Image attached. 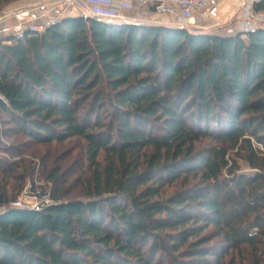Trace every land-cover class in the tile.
I'll use <instances>...</instances> for the list:
<instances>
[{
	"label": "trees",
	"instance_id": "1",
	"mask_svg": "<svg viewBox=\"0 0 264 264\" xmlns=\"http://www.w3.org/2000/svg\"><path fill=\"white\" fill-rule=\"evenodd\" d=\"M0 95L4 135L81 138L90 172L39 210L0 181V264H264V29L67 16L0 42Z\"/></svg>",
	"mask_w": 264,
	"mask_h": 264
},
{
	"label": "built area",
	"instance_id": "2",
	"mask_svg": "<svg viewBox=\"0 0 264 264\" xmlns=\"http://www.w3.org/2000/svg\"><path fill=\"white\" fill-rule=\"evenodd\" d=\"M224 0H39L23 5L0 15V42L10 43L13 39H24L27 35L43 32L48 26L67 16H89L127 22L150 20L153 13L165 15L180 28L212 31L225 22L218 21L221 4ZM236 18L226 35L247 33L264 29V10H254L253 3L258 0H234ZM133 10V14L121 10ZM230 21V20H229ZM228 22V21H227ZM151 23H154L151 21ZM231 22H228L230 24ZM212 27V28H210ZM213 33V32H212ZM0 98L6 103L2 95ZM50 191L39 185H28L22 196L10 205L39 210L52 203Z\"/></svg>",
	"mask_w": 264,
	"mask_h": 264
},
{
	"label": "rangeland",
	"instance_id": "3",
	"mask_svg": "<svg viewBox=\"0 0 264 264\" xmlns=\"http://www.w3.org/2000/svg\"><path fill=\"white\" fill-rule=\"evenodd\" d=\"M37 1L39 0H0V15ZM226 2H228L229 6H227L225 11L220 10L218 18V21L225 22L222 30H226L230 25L234 26L239 15V12H236L234 0H224L223 4H221V9ZM227 21L231 23L228 24ZM5 122L6 116L0 112V158L6 160L8 164H11L13 160L21 162L13 177L0 175V181L4 184L5 191L10 198L9 204L22 196L28 185H39L44 190L50 191L53 183L49 176L59 167H61L62 174L67 178L65 186L73 185V193H82V181L85 177H88L90 172L84 141L81 138L71 137L63 142L53 141L41 145L24 143L18 146L16 142L19 141L17 140L23 141L25 137L19 135L15 139L14 134L11 132L4 135L2 131L10 126ZM99 159L101 160L102 156ZM239 164L240 170L250 171V168L243 160L240 159ZM30 168L33 169L32 173L28 172ZM22 176H25L24 179H22ZM171 188L169 187L167 191Z\"/></svg>",
	"mask_w": 264,
	"mask_h": 264
},
{
	"label": "crops",
	"instance_id": "4",
	"mask_svg": "<svg viewBox=\"0 0 264 264\" xmlns=\"http://www.w3.org/2000/svg\"><path fill=\"white\" fill-rule=\"evenodd\" d=\"M227 6H229L228 2L225 3V6H222V9L221 10L225 11V9L227 8ZM133 12H134L133 10H125V9H122L121 10V13H125V14H133ZM150 20L153 21L154 23L166 24V21H168L169 18L167 16H165V15H159L157 13H153L150 16ZM209 30H212V32L214 31L213 33L225 34L224 33L225 30H222V26L219 27V28H216V29L214 28V29H209ZM204 31H206V30H204Z\"/></svg>",
	"mask_w": 264,
	"mask_h": 264
},
{
	"label": "water",
	"instance_id": "5",
	"mask_svg": "<svg viewBox=\"0 0 264 264\" xmlns=\"http://www.w3.org/2000/svg\"><path fill=\"white\" fill-rule=\"evenodd\" d=\"M109 20L117 21V19H115V18H112V19H109ZM142 21L144 23H151V21H149V20H142ZM166 24L177 26L175 23L171 22L170 20L166 21ZM188 30H190V31H198V32H203L204 31V30H201V29H188Z\"/></svg>",
	"mask_w": 264,
	"mask_h": 264
}]
</instances>
